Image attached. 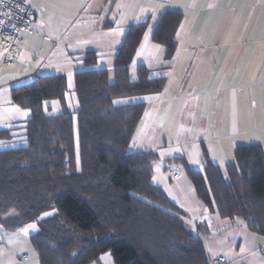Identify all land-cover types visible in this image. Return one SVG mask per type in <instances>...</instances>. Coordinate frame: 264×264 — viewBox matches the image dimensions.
<instances>
[{
    "label": "trees",
    "instance_id": "16d2710c",
    "mask_svg": "<svg viewBox=\"0 0 264 264\" xmlns=\"http://www.w3.org/2000/svg\"><path fill=\"white\" fill-rule=\"evenodd\" d=\"M181 18V12L165 10L151 33L168 60L177 49ZM146 25L127 27L112 80L108 68L95 67V51L83 53L84 67L73 73L75 111L67 106L64 72L38 74L10 89L12 103L27 109L29 117L0 128V228L19 231L35 224L28 236L39 264H101L104 253L115 264H210L203 242L210 221L199 219L198 230H192L186 210L152 181L157 153L129 147L146 103H114L159 92L164 84L165 77L143 63L136 77L130 76ZM167 160L182 165L203 214L216 211L264 235L260 144L236 145L225 170L206 152L202 169L182 156Z\"/></svg>",
    "mask_w": 264,
    "mask_h": 264
},
{
    "label": "crops",
    "instance_id": "0c3cea01",
    "mask_svg": "<svg viewBox=\"0 0 264 264\" xmlns=\"http://www.w3.org/2000/svg\"><path fill=\"white\" fill-rule=\"evenodd\" d=\"M27 1L34 10L35 31L24 35L17 61L13 65L0 66V85L5 89L30 81L38 74L62 72L68 62H71L73 77L76 70L84 67L82 56L88 50L95 51L97 55L95 67L107 68L109 63L99 62L100 54L108 51L115 58L130 24L148 22L149 18L153 20V16L158 22L165 10H176L182 13L176 31L177 45L185 47V70L195 71L197 78L181 79L179 87L174 89L176 81L170 84L165 79L159 93L146 97L147 106L137 124L135 136L138 130L149 128L145 118L150 116L154 106H159L161 92L170 84L173 99L182 97L181 94L193 97L192 107L196 109L199 121L203 118L214 124L212 132L220 134V139L216 137L220 143V154L214 156L211 153L213 150L207 148L204 152L222 170L232 160L236 145L258 143L264 150V0ZM118 4L123 7L117 8ZM142 8L147 10L143 14L140 11ZM135 16H141V19L136 20ZM119 20L121 26H125L124 33L111 34L113 29H117L115 24ZM141 42L142 39L139 45ZM145 46L149 47V43L146 42ZM193 48H196L195 54H192ZM173 58L165 60L176 61L177 56ZM164 67L170 68L169 65L161 68ZM172 108L175 109V116L188 110L182 102ZM169 109L166 106L161 112L156 109V113L160 112L157 113L156 126L165 128L166 134L168 129L176 127L172 125L176 117H170L172 126L169 124L168 129L165 124L160 126L168 119ZM26 110L12 103L10 93L0 94V128L26 120L29 117ZM147 134L150 138L151 131L148 129ZM136 145L137 141L133 146L132 137L131 150L152 151L146 146L136 148ZM172 155L184 157L192 167L185 154L174 152ZM179 166L182 175L178 179L170 180L167 175L170 183H162L161 180L158 183L172 200L186 210L188 222L194 228L192 230H198L199 219L201 222L205 219L210 221L203 236L210 264H264V235L250 231L239 219L222 218L216 211L211 215L203 214V204L184 168L181 164ZM28 235L29 232L25 234L22 230L0 228V264H39ZM220 257L225 260L221 261ZM100 263L115 264L110 253L102 254Z\"/></svg>",
    "mask_w": 264,
    "mask_h": 264
},
{
    "label": "rangeland",
    "instance_id": "374dc122",
    "mask_svg": "<svg viewBox=\"0 0 264 264\" xmlns=\"http://www.w3.org/2000/svg\"><path fill=\"white\" fill-rule=\"evenodd\" d=\"M157 21L151 20L149 18L145 32L142 37V42L138 47V50L135 52L132 64L130 66V76L136 77L137 73V65L138 62H146L145 64L148 66L150 71L152 73H160L162 76L165 77L166 83H174V87L181 84V79H189V80H195V71L185 70V65L183 61V57L187 59L186 51L184 50V46L177 45V49L174 53V58L177 56L176 61L172 60L171 62H167L164 58L165 54V47L161 44H158L154 42L151 39V32L156 24ZM122 29V32L124 33L125 26H121L120 20L116 22L115 27ZM147 35V39H145V36ZM149 43V47L145 46L146 42ZM143 45V48L141 47ZM159 46V47H156ZM196 48L192 49V54H195ZM140 53L139 55H137ZM137 56V58H136ZM99 62L108 64L107 67L109 70L110 80H112L113 76V63H114V57L106 51L104 53L100 54ZM63 58V57H62ZM173 58V59H174ZM80 61V60H78ZM56 62V61H55ZM163 65H169L170 68L164 67L161 68ZM84 66V65H83ZM153 69H156L157 71H153ZM62 72L66 73L69 80V89L66 92V102L69 109L72 111H75L77 108V98L73 91V77L71 75V62H68V65L65 68H62ZM196 70V69H195ZM197 73V70H196ZM195 78V79H194ZM167 86L163 92H161V101H159V106H154L153 109L150 112V116H147L145 118V121L149 123V128H145L144 130H138L136 137L137 141V147L136 148H144L143 146L148 147L155 153H157V159L154 163V175L152 177V181L154 184H157L161 186L158 182V180H161L162 183H170L171 179L169 180L167 177V165L168 163L175 164L174 161H168L167 159L173 158L172 154L175 152L176 154L187 156V159L189 160V164L196 169H202L203 165L205 163L204 160V148H207L208 150H213L211 153L214 156H217L216 154H220L218 145L220 139V134L212 132L214 129V124L212 125L211 122H208L207 119H200L196 114V109L192 107V103H194V98L189 97L186 95H180L182 97L173 99L171 92V86ZM71 85V86H70ZM182 88V87H181ZM9 94L10 89H5V86L0 85V94ZM159 93V92H158ZM156 94V93H152ZM149 94H137L133 96L118 98L116 101L119 103H127V102H133L135 100H143L145 102L146 97H149ZM159 95V94H158ZM186 96V97H184ZM159 97V96H158ZM157 97V100H158ZM53 104H56L55 100H51ZM163 102V103H162ZM182 102L186 109H188L186 112L182 113V115H174L175 109H173V105L177 107L178 103ZM166 106V108H170L168 111V119L165 121H162L160 123V126L165 124L167 126L166 128H169L172 125H176L175 128L168 129L169 133L166 134L165 128H159L156 126V122H158V114L162 110V107ZM22 109V108H21ZM156 109H159L160 112L156 113ZM29 112L28 110H26ZM178 116V117H177ZM170 117H176L174 120H172V125L170 123ZM73 129H74V136H75V144H76V157L78 159V131H77V115L76 112L73 114ZM140 129V128H139ZM147 129L151 131L150 138L147 134ZM133 136V137H134ZM217 137V138H216ZM227 140V138H224ZM203 140V142L201 141ZM4 146V145H0ZM178 152V153H177ZM172 156V157H171ZM226 157V155H225ZM223 159V158H222ZM221 160V159H220ZM179 164V163H178ZM180 165V164H179ZM189 227L191 229H194L192 225L189 224Z\"/></svg>",
    "mask_w": 264,
    "mask_h": 264
},
{
    "label": "built area",
    "instance_id": "2783aa9c",
    "mask_svg": "<svg viewBox=\"0 0 264 264\" xmlns=\"http://www.w3.org/2000/svg\"><path fill=\"white\" fill-rule=\"evenodd\" d=\"M33 16L34 10L27 0H0V66L17 61L24 35L35 31ZM167 169L171 180L182 175L178 164L168 163Z\"/></svg>",
    "mask_w": 264,
    "mask_h": 264
},
{
    "label": "snow or ice",
    "instance_id": "6c2138e0",
    "mask_svg": "<svg viewBox=\"0 0 264 264\" xmlns=\"http://www.w3.org/2000/svg\"><path fill=\"white\" fill-rule=\"evenodd\" d=\"M120 7H123V5L118 4V5H117V8H120ZM160 7L162 8L163 5H160ZM140 11H141V13L143 14V13H144L145 11H147V10L142 8ZM133 18L136 19V20H140V19H141V16H135V17H133ZM155 19H156V17L153 16V20H155ZM122 20H123V14H122ZM181 28L183 29V25H181ZM121 32H122V29H120L119 26H118L117 29H113V30H112V33H111V34H117V35H119V34H121ZM177 35L179 36V33H178ZM145 39H147V35L145 36ZM141 47L143 48V45H141ZM156 47H159V46H156ZM139 54H140V53H138V55H139ZM70 86H71V85H70ZM114 103H119V102H118V101H115ZM16 111H19V109H16ZM145 115H148V113H145ZM135 141H136V137H133V146H135ZM35 227H36L35 224H31V225L28 226V228L22 229V231H23L25 234H27L29 228L34 229ZM102 259H103V258H102Z\"/></svg>",
    "mask_w": 264,
    "mask_h": 264
}]
</instances>
